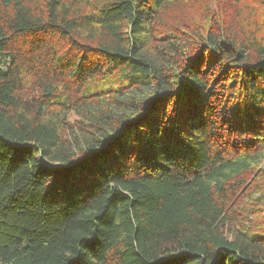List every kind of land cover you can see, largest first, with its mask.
Listing matches in <instances>:
<instances>
[{"label": "trees", "instance_id": "16d2710c", "mask_svg": "<svg viewBox=\"0 0 264 264\" xmlns=\"http://www.w3.org/2000/svg\"><path fill=\"white\" fill-rule=\"evenodd\" d=\"M228 1L0 0V264H264V0Z\"/></svg>", "mask_w": 264, "mask_h": 264}, {"label": "rangeland", "instance_id": "374dc122", "mask_svg": "<svg viewBox=\"0 0 264 264\" xmlns=\"http://www.w3.org/2000/svg\"><path fill=\"white\" fill-rule=\"evenodd\" d=\"M201 4V5H200ZM197 7L203 8V7H209L208 10L209 11H215L216 12V16L219 19H225L226 14H227V10H229L230 8V2L228 0H201V3H196L195 4ZM225 20H218V23L220 25H222L223 23H225ZM172 26V25H171ZM74 118V116L72 117ZM244 206V203H239L237 204V206Z\"/></svg>", "mask_w": 264, "mask_h": 264}]
</instances>
